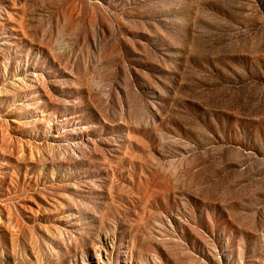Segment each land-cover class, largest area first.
Returning a JSON list of instances; mask_svg holds the SVG:
<instances>
[{
    "label": "rangeland",
    "instance_id": "rangeland-1",
    "mask_svg": "<svg viewBox=\"0 0 264 264\" xmlns=\"http://www.w3.org/2000/svg\"><path fill=\"white\" fill-rule=\"evenodd\" d=\"M0 264H264V0H0Z\"/></svg>",
    "mask_w": 264,
    "mask_h": 264
}]
</instances>
